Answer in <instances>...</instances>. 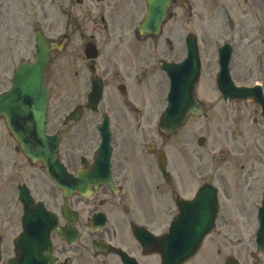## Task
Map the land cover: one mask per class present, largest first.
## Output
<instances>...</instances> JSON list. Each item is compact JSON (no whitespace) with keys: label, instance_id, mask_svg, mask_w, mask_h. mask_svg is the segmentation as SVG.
<instances>
[{"label":"flooded vegetation","instance_id":"flooded-vegetation-1","mask_svg":"<svg viewBox=\"0 0 264 264\" xmlns=\"http://www.w3.org/2000/svg\"><path fill=\"white\" fill-rule=\"evenodd\" d=\"M2 1L11 19L14 16L21 18L24 29L27 23L31 24L34 42L32 45L30 37L21 45L11 33L5 42L0 43V93L12 86L15 68L10 67H20L22 62L30 65L35 62L36 31H42L49 47V62L46 65V81L50 90L47 130L60 136L57 156L67 172L73 176L81 172L85 174L86 195L74 192L69 198L64 196L54 181L46 176L43 162H32L24 153L32 168H21L12 162L4 166L0 151V179L15 177L13 181L7 180L4 188L0 184V198L15 196L23 181L36 193L45 196L47 206L50 202L57 204L59 191L70 212H76L66 219L61 214L62 202L55 206L59 225L62 229L70 227L67 229L71 231L66 229L65 234L71 238L77 231L79 238L76 242H69L57 231L52 232L54 264H126L124 254L134 258L138 264H156V259L159 264V255L145 250L134 239L133 226L140 224L156 235L164 234L178 213L179 197H193L204 182H200L199 178L187 180L186 155L182 145H176L177 151H174L182 149L179 155L182 160L176 161L171 155V143L175 139L180 142L177 137L182 130L174 135L158 131L155 137L153 128L139 127L140 82L147 80L154 83L155 80L149 81L148 76L156 77L157 74L152 77L150 74L157 71L155 67H161L163 60L181 62L187 56V37L198 40L201 67H217V73L218 49L224 45L221 48V67L225 62L230 67L232 78L238 81L233 74V56L240 44L249 49V0H211L213 16L209 19L210 26L191 19L198 12V0ZM145 23L147 25L143 27ZM187 24H192V29H188ZM199 29H205L200 33L203 36L210 34L213 37L212 42L216 45L213 52L207 50L203 53L200 50L196 32ZM258 29L264 31L262 23L258 24ZM19 37L25 38L26 33L20 32ZM25 46L32 49L22 57ZM70 51L82 52L86 57V110L76 121L66 120L64 103H57L55 84L51 85L55 67L72 66ZM106 53L118 57L119 61L131 60L134 65L118 67L121 70H117L112 79L116 81L114 91L117 88L118 92L113 95L107 92V86L115 67L98 62V58ZM93 54L95 58H91ZM164 73L169 82L167 72ZM263 81L243 84H259L264 90ZM95 82L104 85L103 97L96 112L87 107L88 94ZM200 84L201 75L197 95ZM85 101L75 106L84 105ZM247 102L256 105L253 120L257 121L258 116L264 119L261 107L253 100ZM12 104L13 107L11 104L10 107L14 109L15 103ZM11 114L16 116L17 112L12 111ZM20 114L23 119L28 113L21 111ZM15 124L21 126L17 120ZM31 126V121L26 122L22 131L33 133ZM103 130L110 133V167L105 158L108 153L106 147L100 151ZM0 135L12 136L3 114H0ZM198 157L196 167L201 162V155ZM161 164L164 173L160 169ZM198 172L190 170L193 174ZM16 214L14 210L12 217L17 218ZM233 248V245L232 248L229 246L230 254L235 252ZM12 254V251L3 250L0 264H6ZM253 264H264V255L253 256Z\"/></svg>","mask_w":264,"mask_h":264},{"label":"rangeland","instance_id":"rangeland-1","mask_svg":"<svg viewBox=\"0 0 264 264\" xmlns=\"http://www.w3.org/2000/svg\"><path fill=\"white\" fill-rule=\"evenodd\" d=\"M249 49L240 44L233 56L235 67L233 74L238 83H253L264 79V31L258 29V24L264 26V0H249ZM197 14H194L195 21H202L210 26L209 19L213 16L211 0L197 1ZM256 17H259L257 19ZM22 19L18 16H11L6 11V4L0 0V43L5 42L12 33V38L21 43L28 42L31 37L33 45L34 35L31 24L27 28L22 27ZM192 29V24H187ZM20 32H25L26 37L21 38ZM198 33L200 50L205 53L207 50L214 51L215 43L210 34L203 36L199 29ZM22 57L27 56L31 49L28 46ZM19 49V48H18ZM244 49L245 51H243ZM71 67H52L54 69L53 83L54 97L60 105L64 103V112L79 102L86 100V57L81 53L71 52ZM66 58V57H65ZM245 60V61H244ZM130 61V62H129ZM128 62L119 61V58L106 53L98 58V62L107 64V67H115L109 77L107 92L113 95L116 81L112 80L113 75L122 67H134L131 60ZM244 64V67L242 66ZM118 67H121L118 69ZM14 67H10L12 69ZM153 73L147 80L140 82L138 88L139 102L138 114L140 119L139 127L144 125L154 129L157 137V124L159 115L164 109L167 94V79L159 67H155ZM2 67H0V71ZM217 67H202L201 84L199 96L206 102V113L200 117L191 118L180 132V142L175 139L171 144V155L176 161L182 160L180 153L184 149L186 160L187 180H197L199 174L214 181L219 187L220 212L215 231L205 241L199 256L191 264H219L221 257L227 253L229 246L235 251H242L247 256L248 249L252 248L251 241H254V231L257 227V206L260 204L261 186L264 185V119L258 116L254 121L253 109L256 105L245 100L231 101L225 103L222 95L216 88L215 76ZM264 84V81L262 82ZM86 117V116H85ZM206 137V144L202 147L197 145L199 136ZM176 145H182L178 152ZM0 151L3 156L1 160L4 166L10 162L16 163L18 167L32 168L31 163L23 156L17 141L11 135H0ZM201 155V162L196 167V161ZM198 169V170H197ZM190 170L199 171L196 174ZM7 180L13 181L15 177L1 178V187H6ZM198 183V182H197ZM15 193V192H14ZM15 195V194H14ZM14 197V199H13ZM45 199V196H42ZM16 196L0 198V231L3 236V249L10 251L14 235L19 230V213L22 207L19 205ZM19 205V206H18ZM55 205L52 204L51 207ZM17 218L12 217L13 211ZM3 226V227H2ZM241 241V242H240ZM218 251V254H216ZM6 257V253H4ZM213 257L214 260L209 259ZM153 258H156L153 256ZM251 262V259H250ZM157 264V259H156Z\"/></svg>","mask_w":264,"mask_h":264},{"label":"water","instance_id":"water-1","mask_svg":"<svg viewBox=\"0 0 264 264\" xmlns=\"http://www.w3.org/2000/svg\"><path fill=\"white\" fill-rule=\"evenodd\" d=\"M38 55L34 67H19L14 77V88L12 91L0 95V105H6L14 101L13 97L20 95L27 90L26 96L36 103L32 107L34 112V128L38 130L35 135L19 134L14 124L12 115L8 114V121L15 137L21 142L26 154L32 158H40L47 164V171L51 175L53 166L57 163L55 154L58 150L59 137L47 135L45 132L46 109L48 101V90L46 88V67L48 60L47 46L44 44L43 36L38 34ZM228 58L226 59V64ZM39 65V67H36ZM165 64V69L170 73L172 83L169 94V106L160 117L159 128L165 133H172L180 129L185 123L190 113L200 114L204 111L203 105L195 97V86L200 73V60L196 45H190L189 56L185 66L180 64ZM220 89L226 97L230 98H249L252 96L258 102L264 103L263 92L260 86L247 87L238 86L228 74V66L225 62L222 64V70L219 74ZM102 93L100 87H95L91 100L94 104L98 102ZM262 97V100H261ZM27 98L28 101L30 99ZM17 103V102H16ZM13 110V109H12ZM19 103L16 104L14 111H22ZM0 112H4L1 110ZM75 118H78L80 109L76 110ZM75 112V113H76ZM204 142V139H202ZM51 169V170H50ZM52 176V175H51ZM21 199L24 202L26 216L29 218L30 212V194L28 190H21ZM42 207H44L42 205ZM181 216L173 223L171 231L167 234L170 237V254H164L163 238L160 241V250L162 252V264H182L192 256L200 246L202 240L214 228V221L219 209L217 188L212 184H206L196 195L194 200H182L180 203ZM259 217L261 228L264 229V205L260 207ZM26 230L27 236L16 240V251L18 258L12 259L9 264H48L51 260V247L49 232L33 237L29 234V227ZM135 229V235L144 245L152 243L153 236L145 230ZM261 230V229H260ZM261 238L263 233L261 232ZM25 245L34 251L35 260L26 255ZM41 250V251H40ZM48 257V258H47ZM30 259V260H28ZM233 264V260H228Z\"/></svg>","mask_w":264,"mask_h":264}]
</instances>
